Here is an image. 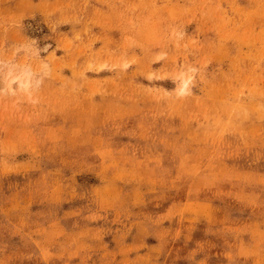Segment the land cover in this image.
<instances>
[{"label":"rangeland","instance_id":"1","mask_svg":"<svg viewBox=\"0 0 264 264\" xmlns=\"http://www.w3.org/2000/svg\"><path fill=\"white\" fill-rule=\"evenodd\" d=\"M0 264H264V0H0Z\"/></svg>","mask_w":264,"mask_h":264}]
</instances>
